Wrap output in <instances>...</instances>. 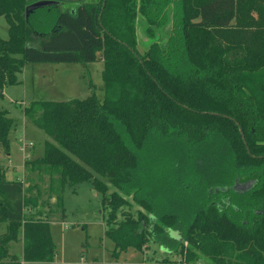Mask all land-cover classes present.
Returning <instances> with one entry per match:
<instances>
[{
  "label": "trees",
  "instance_id": "1",
  "mask_svg": "<svg viewBox=\"0 0 264 264\" xmlns=\"http://www.w3.org/2000/svg\"><path fill=\"white\" fill-rule=\"evenodd\" d=\"M35 1L0 0V98L27 64L98 59L104 96L24 108L51 139L23 179L0 159V264H51V218L64 219L65 188L87 181L108 209L114 257L153 239L183 263L264 264V0H98L53 13L58 2L27 18ZM140 18L152 40L142 53ZM15 129L0 105V154ZM19 241L22 261L10 252Z\"/></svg>",
  "mask_w": 264,
  "mask_h": 264
},
{
  "label": "rangeland",
  "instance_id": "2",
  "mask_svg": "<svg viewBox=\"0 0 264 264\" xmlns=\"http://www.w3.org/2000/svg\"><path fill=\"white\" fill-rule=\"evenodd\" d=\"M59 2L61 3L59 7L52 9L53 13L70 9L75 2L96 3L98 0H61ZM146 27V23H143V19L140 18L137 22L140 53L144 52L152 41L146 33ZM171 29L172 14L170 13L167 25L162 29H156L155 39L164 44ZM0 37L8 39V24L4 17H0ZM102 71L103 63L100 59L87 64H27L18 74V83L5 86L0 105L16 122V129L10 135V152L0 154L8 179H23L25 177L24 161L41 156L45 141L51 139L25 116L24 108L31 102L39 100H83L93 92L99 98H103ZM102 180L108 183L107 179L102 178ZM41 184L43 186V183ZM113 191L118 190L111 186L108 194ZM46 199L47 194L43 193L41 201ZM102 199V194L93 187L90 181L82 182L76 187L65 188L64 219L56 215L51 218L50 223L56 245V256L51 264H210L202 257L195 263H183L178 253L163 248L153 239L150 240L144 252L129 248L119 253L118 257H114V243L106 236L105 219L108 209L103 205ZM128 200L132 202L131 197ZM131 209L128 206L123 207L124 211L131 210L134 214L140 208L132 205ZM122 218L120 212L118 220ZM5 231L6 226L0 225V235ZM171 236L179 241L183 240L179 232H171ZM22 248L20 241L15 242L11 248L12 253H15L21 261ZM22 264L38 263L22 261Z\"/></svg>",
  "mask_w": 264,
  "mask_h": 264
},
{
  "label": "water",
  "instance_id": "3",
  "mask_svg": "<svg viewBox=\"0 0 264 264\" xmlns=\"http://www.w3.org/2000/svg\"><path fill=\"white\" fill-rule=\"evenodd\" d=\"M59 2V0H37L33 3H31L27 9H26V17L28 18L29 15L35 11L38 8H42V7H46V6H50L53 4H57ZM253 181H248L246 183H241V184H235L234 189L240 192L246 191L248 190L251 185H252Z\"/></svg>",
  "mask_w": 264,
  "mask_h": 264
},
{
  "label": "crops",
  "instance_id": "4",
  "mask_svg": "<svg viewBox=\"0 0 264 264\" xmlns=\"http://www.w3.org/2000/svg\"><path fill=\"white\" fill-rule=\"evenodd\" d=\"M10 180V179H9ZM6 232V231H5ZM13 245V244H12ZM11 248H12V246H11ZM10 252H11V254H15V253H12V250H10ZM16 255V254H15Z\"/></svg>",
  "mask_w": 264,
  "mask_h": 264
},
{
  "label": "flooded vegetation",
  "instance_id": "5",
  "mask_svg": "<svg viewBox=\"0 0 264 264\" xmlns=\"http://www.w3.org/2000/svg\"><path fill=\"white\" fill-rule=\"evenodd\" d=\"M37 1V0H36ZM63 1V0H62ZM254 182V181H253ZM246 183V182H245ZM241 184V183H240Z\"/></svg>",
  "mask_w": 264,
  "mask_h": 264
}]
</instances>
